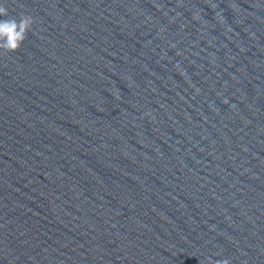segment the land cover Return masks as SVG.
I'll use <instances>...</instances> for the list:
<instances>
[{
	"label": "water",
	"instance_id": "95a60500",
	"mask_svg": "<svg viewBox=\"0 0 264 264\" xmlns=\"http://www.w3.org/2000/svg\"><path fill=\"white\" fill-rule=\"evenodd\" d=\"M0 3L1 102L264 243V0Z\"/></svg>",
	"mask_w": 264,
	"mask_h": 264
},
{
	"label": "clouds",
	"instance_id": "9594fccd",
	"mask_svg": "<svg viewBox=\"0 0 264 264\" xmlns=\"http://www.w3.org/2000/svg\"><path fill=\"white\" fill-rule=\"evenodd\" d=\"M216 18L221 20L219 14ZM32 25L33 20L30 16L21 15L19 18H9L7 10L0 3V50L13 52L20 48Z\"/></svg>",
	"mask_w": 264,
	"mask_h": 264
}]
</instances>
